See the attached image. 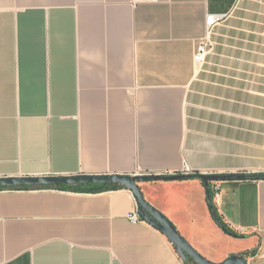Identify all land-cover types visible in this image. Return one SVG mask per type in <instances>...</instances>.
Instances as JSON below:
<instances>
[{
	"label": "crops",
	"instance_id": "crops-1",
	"mask_svg": "<svg viewBox=\"0 0 264 264\" xmlns=\"http://www.w3.org/2000/svg\"><path fill=\"white\" fill-rule=\"evenodd\" d=\"M210 13L213 49L194 54ZM264 173V0H0V177ZM203 256L264 264V179L139 182ZM126 187L0 189V264H196Z\"/></svg>",
	"mask_w": 264,
	"mask_h": 264
},
{
	"label": "water",
	"instance_id": "water-1",
	"mask_svg": "<svg viewBox=\"0 0 264 264\" xmlns=\"http://www.w3.org/2000/svg\"><path fill=\"white\" fill-rule=\"evenodd\" d=\"M201 178L207 188V197L212 213L213 201L210 198L211 182L224 180H248L264 179V173H191V174H78L71 176H9L0 177V186H42L60 184H98L113 183L121 184L129 188L136 199L140 216L152 226L163 232L176 247L180 254H187L197 264H250L244 255L232 254L221 262L212 261L199 253L188 240L178 231L175 224L169 218L153 206L145 197L139 182L149 180H183L190 178Z\"/></svg>",
	"mask_w": 264,
	"mask_h": 264
},
{
	"label": "built area",
	"instance_id": "built-area-1",
	"mask_svg": "<svg viewBox=\"0 0 264 264\" xmlns=\"http://www.w3.org/2000/svg\"><path fill=\"white\" fill-rule=\"evenodd\" d=\"M226 17L224 13H210L206 18V34L199 40L197 44V48L194 54V62L196 68L202 67L206 61L208 55L211 53L213 49V40L212 35L214 32L215 26L221 23ZM182 174H191L195 173L191 170L189 166H186L185 169L180 172ZM215 192V196L218 195L219 188L217 185L212 186ZM130 220L133 222H141L143 221L142 217L139 214L138 208L129 216Z\"/></svg>",
	"mask_w": 264,
	"mask_h": 264
},
{
	"label": "trees",
	"instance_id": "trees-1",
	"mask_svg": "<svg viewBox=\"0 0 264 264\" xmlns=\"http://www.w3.org/2000/svg\"><path fill=\"white\" fill-rule=\"evenodd\" d=\"M61 188V189H73L77 191H86V192H100L108 189H117L125 187L121 184H111V183H98V184H76V185H70V184H60V185H42V186H21V187H6V186H0V189H33V188ZM215 196V192L213 190V187L211 186L210 189V198L213 201ZM213 210L214 213L213 217L216 220V222L223 228V230L231 235L238 236L237 232H235L223 219V217L220 215L219 211L214 205L213 202ZM212 211V210H211ZM249 253H255V250L251 252H244L242 255L247 256ZM197 264V263H196Z\"/></svg>",
	"mask_w": 264,
	"mask_h": 264
}]
</instances>
